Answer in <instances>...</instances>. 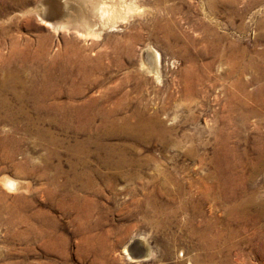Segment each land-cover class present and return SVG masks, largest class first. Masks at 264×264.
Listing matches in <instances>:
<instances>
[{"label":"rangeland","instance_id":"1","mask_svg":"<svg viewBox=\"0 0 264 264\" xmlns=\"http://www.w3.org/2000/svg\"><path fill=\"white\" fill-rule=\"evenodd\" d=\"M37 2L0 0V96L12 102L10 83L28 85L36 68L64 55L86 66L99 60L102 73L89 77L96 84H79L74 104L96 101L92 112L115 109L117 117L136 108L168 133L136 144L101 139L131 161L108 185L98 175L115 172L99 164L94 145L85 156L68 153L87 133L49 126L46 115L29 125L35 115L25 102L13 119L0 110V182H23L15 193L0 187V264H264V224L229 215V205L207 195L224 189L264 198V163L256 158L264 147V0H114L135 11L85 40L44 26ZM144 47L159 56L157 79L139 71ZM133 71L139 79H129ZM40 129L60 143L39 137ZM72 172L93 182L89 203L77 208L59 189ZM211 172L225 188L211 187ZM134 243L145 249L131 260Z\"/></svg>","mask_w":264,"mask_h":264},{"label":"bare ground","instance_id":"2","mask_svg":"<svg viewBox=\"0 0 264 264\" xmlns=\"http://www.w3.org/2000/svg\"><path fill=\"white\" fill-rule=\"evenodd\" d=\"M116 2H114V0H38L36 3L35 14L44 26L48 27L55 33L59 31H71L74 32L79 39L81 38L85 40L86 38L98 37L100 31L104 27H114L115 23L125 19L126 16L133 10V6L128 3L123 5ZM43 50L41 54L38 53L41 58L44 57L43 55L45 54L46 48H43ZM127 50L126 57L129 61L130 57L133 55V49L129 47ZM115 52L116 51H112L114 54ZM76 55L77 54L75 53L74 56L76 57ZM104 56H108L107 53H105ZM72 57L73 55H64L65 59H63L61 63L59 62V64L54 63V61H49L46 64L44 63L43 66L36 68L37 74L32 75V78L28 81V85H24L26 83L22 84V82L20 84L18 81V83H15L14 80L12 84L10 83L8 87H6L12 95V102L7 98L0 96V110L4 112L5 118L8 117L9 119H13L14 113H22L23 104L25 102L28 104L30 111L35 115L34 122L32 121L33 123H29V119H27V123L29 125L43 124L41 115H46L48 117L47 125L49 126H54L60 130H64V132H68L70 127H73L77 133H87V137L73 142L74 145L68 148V153L70 152L72 155L85 156L88 154V145H94L95 153L99 157V164L107 170L112 169L115 172L111 175V177L105 178L101 174L98 175V178L99 180L102 179L103 181H107L108 185H112L111 180L119 179L121 177L119 170L127 166L129 167V163H131V161L129 162V158L125 156L122 149L119 150L118 148L117 150H119V152L115 153L116 148L111 144H101V139L108 140L112 137H118L121 139L127 138L129 141L136 144L140 141H147L154 137L163 139L167 135L168 131L158 118H148L142 113V111H139L136 108L132 110V113L129 115L125 114L123 117H117L118 113L115 109L109 111V115L108 113L97 115V113L92 112V108L94 109L97 106L96 101H85L82 104L80 103L81 105H75L74 98L81 96L83 93L81 89L82 87H80L79 84L87 86L96 84L93 80L91 81L89 77L102 73L103 67L99 60L89 66L84 65V63L73 64ZM158 59L159 56L157 53L151 51L148 47H144L140 50L139 54V71L144 75L152 76L157 79L158 64L156 65V62ZM84 60L86 59H82L78 62ZM115 62L116 60L113 61V63ZM68 65H74L73 70H70ZM76 76L79 78L78 82L75 80ZM128 77L131 80L139 79L134 71L129 73ZM65 85L67 87H65ZM18 86L22 89L20 93H18L19 91L16 92V88ZM62 93H66L67 95L66 102H59L58 100ZM89 102L90 105L88 106ZM13 103L18 104L17 108H15ZM90 107L91 110L89 111ZM121 109L124 110L125 106L121 107ZM97 118H99V123L95 125ZM97 130L101 133V135ZM38 135L41 138H47L49 143L53 145H58V143H60L58 138L48 132V129H40L38 131ZM170 146L174 149L179 148V145L174 143ZM128 148L133 150L134 145L129 144ZM188 153H190V151H188ZM257 154L258 157L256 158H258V165L264 163V147H262L260 151H257ZM51 155L57 157L55 152ZM71 165L72 169H75L77 163H73ZM54 169L56 170L57 175L63 173L59 164H57ZM72 173V176H69L70 178H66L65 182L59 186V189L61 191H67V193L71 195V202L74 204V207L77 208L79 203H89V199L86 195L88 194V190L92 188L93 182L89 176H84V174L82 175L76 172ZM96 173L100 174V171H96ZM208 177L212 188L215 189L218 185L225 188V183L218 182L213 172H211L207 178ZM76 184L78 187L74 189L73 185ZM207 195L213 196V199L217 200L221 206L225 205L227 207V205H229V215L237 214L240 217V214L247 213L254 223L262 222L264 224V198H259L260 195L258 196L252 192L248 193L247 196L244 195V198H237L235 197L233 191H226L224 189L219 191L218 194L208 192ZM257 199H259V201ZM252 209L255 210L254 213L250 212ZM143 249H145V247L139 245L138 243H134L132 248L127 251L128 253H126V255L129 259L134 260L136 259V254H138L134 251H140L139 253L141 254Z\"/></svg>","mask_w":264,"mask_h":264},{"label":"clouds","instance_id":"3","mask_svg":"<svg viewBox=\"0 0 264 264\" xmlns=\"http://www.w3.org/2000/svg\"><path fill=\"white\" fill-rule=\"evenodd\" d=\"M22 181L12 179L10 177H4L0 182V187L9 193H15L21 190Z\"/></svg>","mask_w":264,"mask_h":264}]
</instances>
